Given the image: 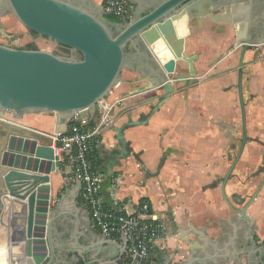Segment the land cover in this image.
<instances>
[{"label": "water", "instance_id": "water-1", "mask_svg": "<svg viewBox=\"0 0 264 264\" xmlns=\"http://www.w3.org/2000/svg\"><path fill=\"white\" fill-rule=\"evenodd\" d=\"M5 1L6 9L15 16L2 18L5 29L13 26L22 33L27 28L38 38L36 48L0 44V113L15 119L31 112L50 113L57 124L54 133L64 132L66 122L75 114L93 118L97 102L120 81L123 69L146 77L149 85L145 89H163L164 94L154 99L147 113L137 119L128 117L114 128L121 148L112 153L106 165L108 176L116 161L132 152L124 130L146 124L169 98L171 80L194 75L197 55L184 54L189 19L205 16L223 20L230 9L246 7V15L250 14L251 20L254 17L256 25H250L245 34L239 29L236 32L242 136L239 150L221 179L222 197L239 218L237 214L229 220L219 217L222 234L215 239L204 229L190 228L193 238L183 234L181 241L187 246V259L182 264H224L235 254L237 261L257 264L255 219L246 215V208L264 184V177L240 208L230 202L224 187L247 139L242 66L245 52L264 41V0H141L122 23L107 19L103 6L95 0H80L81 4L73 0ZM220 10L224 15H212ZM15 45L24 46L22 42ZM177 61L187 63L188 73L174 75ZM40 137V133L10 122L6 128L0 125V264H47L54 256L55 222L62 216L73 218L83 241L81 254L102 252L105 264H113L110 261L115 256L125 260L137 257L128 249L122 230L117 241L99 235L90 226L87 210L75 201L81 186L76 176V184L55 197L49 174L60 166L59 155L50 141L41 142Z\"/></svg>", "mask_w": 264, "mask_h": 264}, {"label": "crops", "instance_id": "crops-1", "mask_svg": "<svg viewBox=\"0 0 264 264\" xmlns=\"http://www.w3.org/2000/svg\"><path fill=\"white\" fill-rule=\"evenodd\" d=\"M95 1L100 4V0ZM129 1L131 11L141 2ZM233 9L223 20L205 16L189 19L184 54L197 55L193 61L194 75L171 80L173 90L169 98L146 124L124 130V139L132 152L116 161L111 167L112 175L106 174L101 187L106 203L116 197L125 211L133 212L134 204L144 199L162 218L165 232L151 251L150 264H182L187 259V246L181 236L186 234L192 239L190 228L204 229L215 239L222 234L219 217L229 220L230 215L237 214L239 218V213L222 197L221 179L239 150L242 136L237 92L240 47L236 32L239 29L245 34L256 23L254 17L251 20L250 14L246 15L245 6L238 11ZM221 13L224 15V10L212 15ZM185 73L187 63L177 61L174 75ZM148 85L146 77L123 69L120 81L105 97L110 103L121 101L98 148V168L103 172L112 153L121 148L114 128L128 117L137 119L147 113L154 99L164 94L161 87L145 89ZM139 88L144 90L136 92ZM242 93L247 139L224 187L237 208L245 205L264 177V41L244 54ZM9 122L40 133L41 142L50 141L57 125L54 115L46 112L26 113L19 119L0 113V125L6 128ZM55 154L59 155L60 166L49 174V183L56 197L65 187L71 189L76 181L68 179L70 166L61 161L62 154ZM16 169L21 170L19 166ZM80 192L81 186L75 196L77 204ZM246 215L255 219L253 231L264 239V184L247 206ZM236 256L224 264H244L235 260Z\"/></svg>", "mask_w": 264, "mask_h": 264}, {"label": "built area", "instance_id": "built-area-1", "mask_svg": "<svg viewBox=\"0 0 264 264\" xmlns=\"http://www.w3.org/2000/svg\"><path fill=\"white\" fill-rule=\"evenodd\" d=\"M100 4L106 13L118 18L131 16L128 0H100ZM120 101L110 103L102 98L96 104L93 118L75 114L67 121L66 131L50 135V144L62 154L61 161L70 166L68 179L75 181L76 176L80 181L78 204L87 210L91 227L114 240L121 237L122 230L128 249L137 256L124 264H150L151 251L165 232L162 218L146 200L140 199L134 204L135 210L127 212L119 199L113 197V202L106 203L101 193L106 174L98 168V148L103 131L113 124V111Z\"/></svg>", "mask_w": 264, "mask_h": 264}, {"label": "flooded vegetation", "instance_id": "flooded-vegetation-1", "mask_svg": "<svg viewBox=\"0 0 264 264\" xmlns=\"http://www.w3.org/2000/svg\"><path fill=\"white\" fill-rule=\"evenodd\" d=\"M76 4H81L80 0H73ZM5 0H0V44H7L13 47L36 48L38 36L34 35L29 29L17 33L13 26L5 29L2 23L3 17L13 15L12 12L6 9ZM84 4V3H82ZM14 16V15H13ZM15 17V16H14ZM122 23V18L116 21ZM22 42L24 46H16L15 43ZM262 180V179H261ZM56 232L52 233L54 256L49 257L47 264H105V257L102 252L88 251L80 253L83 241L80 234L76 232V225L72 217L62 216L55 222ZM254 227V225H253ZM253 238L256 242L255 255L258 262L264 263V239H262L255 231ZM126 260L123 257H113L110 262L113 264H123Z\"/></svg>", "mask_w": 264, "mask_h": 264}, {"label": "trees", "instance_id": "trees-1", "mask_svg": "<svg viewBox=\"0 0 264 264\" xmlns=\"http://www.w3.org/2000/svg\"><path fill=\"white\" fill-rule=\"evenodd\" d=\"M105 16H106L107 19H109L111 21H117L118 20V17L117 16H115L113 14H110V13H106Z\"/></svg>", "mask_w": 264, "mask_h": 264}]
</instances>
